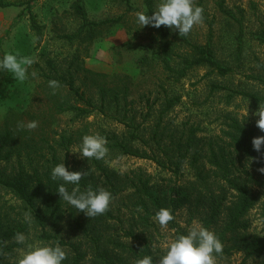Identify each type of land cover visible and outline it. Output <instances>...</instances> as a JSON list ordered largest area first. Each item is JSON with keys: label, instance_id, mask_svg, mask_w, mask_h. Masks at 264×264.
I'll return each instance as SVG.
<instances>
[{"label": "rangeland", "instance_id": "374dc122", "mask_svg": "<svg viewBox=\"0 0 264 264\" xmlns=\"http://www.w3.org/2000/svg\"><path fill=\"white\" fill-rule=\"evenodd\" d=\"M3 1L11 4L0 6V57L7 51L35 59L28 67L29 79L23 82L15 80L11 73L0 72V135L7 122L14 136L4 150H44L45 156L38 157L41 165L49 156L47 150L54 146L67 167L74 171L90 169L98 184L112 193L107 221H101L105 241H94V227L87 231L76 227L78 217L87 218L91 226L99 223L97 216L88 217L81 211L75 220H70L72 223L59 228L60 236L79 248L85 264H135L144 255H152L158 261L156 256L162 254L160 242L185 232L194 220L214 230L220 238L233 218L228 207L220 210L218 224L214 219L207 225L210 212L205 204H210L211 198L208 196L201 205L186 200L162 232L153 220V198L172 195L177 184L188 188L195 179V168L190 163L193 153L189 150H215L221 137L228 139L225 110L246 117L249 109L248 119L256 125L259 117L255 113L264 99L253 106L250 98L231 93L236 90L264 95V0H195L203 9L204 21L194 26L187 37L164 25H137L135 12L148 11L145 0H33L31 11L29 0ZM157 3L153 0V10ZM76 4L84 6L93 22L122 19L89 24L82 34L69 39L67 35L76 33L83 24ZM31 13L41 28L40 37L32 25ZM207 43L213 47L214 57L230 68L227 75L213 72L206 65L190 67L182 75L167 68V62L175 70L183 68L184 58L192 52L191 44ZM146 52L148 58L140 64ZM32 72L37 73L36 77H31ZM54 78L73 81L79 93L67 84H59L53 90L48 81ZM166 96L176 97L175 106L168 111H164ZM60 104L75 107L59 112L55 106ZM30 120L38 121L36 129L18 127L19 122ZM191 130L194 133L189 138ZM93 133L107 139L109 152L104 160L81 158L69 150L85 134ZM210 139L213 146L208 145ZM25 144L28 146L22 149ZM167 150L175 156L174 150H188L178 172L172 158L165 157L172 154L164 155ZM244 157L236 167L239 172L246 169L252 174L255 163ZM28 160L14 157L10 162H1L0 178H11L20 165L29 168ZM202 161L207 169L212 166L207 153ZM108 174L118 186L116 194L110 189ZM140 178L149 179L148 189L153 197L139 194L131 185L133 181L139 184ZM221 182L227 186L226 206H232L236 190L224 180ZM260 184L264 185V181ZM260 184L252 188L258 192V200L234 222L235 233L225 230L228 239L222 241L224 248L229 245L233 252L223 251L217 264H255L238 250L239 242L232 243L229 238L248 234L264 240V187ZM217 186L221 185L214 183L216 194ZM2 203L5 208L13 207L12 211L24 219V202L0 184ZM153 244L157 245L155 251ZM15 250L20 255L23 246Z\"/></svg>", "mask_w": 264, "mask_h": 264}, {"label": "trees", "instance_id": "16d2710c", "mask_svg": "<svg viewBox=\"0 0 264 264\" xmlns=\"http://www.w3.org/2000/svg\"><path fill=\"white\" fill-rule=\"evenodd\" d=\"M27 2L29 11H31V2ZM148 7V12L151 14L153 11V0H145ZM11 3L4 2L0 0V6L5 7ZM78 13L81 14L83 18V24L80 29L74 33L69 34L67 37L73 39L84 32L86 27L89 24H104L107 22H118L121 17L116 19L104 20L101 22H93L89 20L87 13L84 9V6L81 4L75 5ZM31 20L33 27L37 30L39 37L41 36V28L37 23L34 15L31 13ZM166 34V33H165ZM164 34V35H165ZM191 53L189 57H185L183 62L186 63L181 69L175 70L172 68L169 62H167V68L177 71L180 75L185 74L186 69L194 67L196 65H206L211 68V71L217 72L220 75H227L230 68H227L222 65L214 57V50L210 43L206 45H197L191 44ZM148 58V52H146L143 57L139 60L140 64ZM59 82V84L69 85L70 89L75 90L76 93H79V90L76 89L74 82L62 81L59 78H54ZM264 84V80H262ZM214 88L224 89L223 86H213ZM105 90V88H103ZM125 93L128 91V87L124 88ZM231 96L242 95L248 97L252 100L253 106H257L260 101L264 99L263 96H258L252 92L247 91H236L231 93ZM176 97L165 98V108L164 111H168L175 106ZM89 103V102H88ZM90 105V104H89ZM73 105L60 104L56 105L55 109L59 112H64L72 109ZM228 117L226 126L228 130H225V134L228 139L221 137L220 141L217 142V149L212 150H189L192 151V160L191 165L195 168V179L190 183L188 188H183V185H175L172 188V195L164 197H155L153 198V206L156 211L161 207H168L172 210L175 215L176 210L181 208L187 201H191L189 204L201 205L205 204L202 202L208 196L211 198L210 204L206 205L207 210L210 212L209 219L207 220V225H210L212 220L217 221L215 224L219 223L220 210H224L228 207L231 210L233 216L231 223L226 227L225 230H231L233 233L236 231L234 222L240 218V215L244 213L248 207L253 205L258 200V192H254L252 188H255V185H259L261 180L264 181V172L260 171L261 168H264V145L260 151H256L252 144V139L255 136L264 135L257 125L254 124L252 120L247 119L245 116L239 117L233 110H225ZM158 133V130L155 131ZM194 130H191L189 133V138H192ZM14 140L13 131L8 128V123L4 124V132L0 135V163L1 162H10L14 157H17L18 160L21 158L29 159V168L20 165V169L16 174L10 178L2 179L0 178V184L4 186L7 190L12 191L18 198L24 202L23 214L25 212H30L32 216L31 224L25 222L24 219L20 217L19 214L14 213L13 207L10 209L5 208L0 204V264H14L15 260H12V257L16 255V258L19 256V252H16L15 247H20L15 242L14 236L18 232H23L29 236V242H40L55 244L60 243L68 250V258L64 261V264H85L86 261L83 257V254L80 253L79 248L76 244H69L66 242L62 236H60L61 230L64 225L72 223L70 220H75L76 213L80 211H75L74 209H68L64 202L60 201V195L55 192L57 187V182L51 180V168L57 163L63 162V157L60 154V150H57L53 146V150L48 151V157L45 162L40 165V160L38 157H44V150H16L13 147L4 150L6 146H10ZM212 139L208 142L209 146H213ZM17 141L15 140V143ZM28 144H25L22 149L27 147ZM183 147V146H182ZM37 148H40L37 147ZM68 151V150H66ZM177 153V156L172 152V150H167V159H171V163L175 164V172H178L180 165L183 162V159L186 157L185 153L188 150H174ZM208 154V158L212 163V166L207 169L204 166L202 158L205 154ZM67 156V155H66ZM245 156L247 160L251 159L254 161L253 173L249 174L246 169H243V173L239 172L236 164L237 161H241L242 157ZM157 159V158H156ZM66 161V157H65ZM157 162L164 165L162 160L157 159ZM202 165V166H200ZM242 165V163H241ZM69 170H71L69 168ZM246 171V172H244ZM88 175L83 176L80 182L81 189L83 190L88 185L93 187H101L100 184L95 180V174L90 169L86 170ZM244 173H247L248 176H245ZM107 180L110 182V189L113 194H116L118 191V186L115 183L114 177L112 174L106 176ZM253 179V180H252ZM225 181L230 187L236 190V198L232 206H226V189L227 186L222 184L221 181ZM251 181L255 182V185L250 184ZM149 179H139V184L134 182L131 185L139 194H148V197H153V194L149 193L148 189ZM214 183H218L221 186H217L218 194H216V189L213 188ZM191 184L193 186H191ZM263 186V184H260ZM251 188V190H250ZM122 189V187L120 188ZM119 189V190H120ZM181 192L183 195L181 196ZM195 200V201H193ZM262 210L261 214L264 217V200L261 202ZM84 214L83 212H81ZM110 213L108 209L105 213L98 215L99 223L91 226V222L85 218L75 222L76 227L82 230H91V227H94L93 235L95 242H101L103 239L105 241V234L103 233L102 222H106V216ZM86 216V215H85ZM102 221V222H101ZM99 226H101L99 228ZM78 229V228H77ZM78 229V230H79ZM225 230L221 233L220 239L224 241L227 238ZM54 232V233H53ZM241 237L242 240L239 238ZM238 238V234H233L229 240L236 244L238 250L245 252V258H251L255 264H264V240L259 236H252L248 234H242ZM224 252L232 253L233 250L230 249L229 245H226L223 249ZM75 253L76 256L69 255ZM91 264H100L96 261H91Z\"/></svg>", "mask_w": 264, "mask_h": 264}, {"label": "clouds", "instance_id": "9594fccd", "mask_svg": "<svg viewBox=\"0 0 264 264\" xmlns=\"http://www.w3.org/2000/svg\"><path fill=\"white\" fill-rule=\"evenodd\" d=\"M204 21L203 9L195 3V0H158L155 9L149 14L145 10L135 12V23L141 27L151 25L159 28L161 25L178 31L182 37H187L194 26ZM140 27V28H141ZM35 63L32 57L20 56L18 53L5 52L0 57V72L11 73L17 81L29 79L28 67ZM31 77L37 73L32 72ZM48 86L55 90L59 82L55 79L48 81ZM249 109L246 112L248 119ZM255 115L257 127L264 132V103H260ZM20 129L33 130L38 127V121L30 120L18 123ZM107 139L98 133L85 134L80 143L69 150L79 153L81 158L104 160L109 152ZM253 147L260 151L264 145V135L255 136L252 139ZM260 171L264 172V168ZM88 175L85 171L69 170L63 162L57 163L51 168V180L57 182L55 192L60 195L68 209L81 211L88 217H96L105 213L110 206L112 193L101 187L88 185L81 189L83 176ZM175 216L168 207L159 208L153 215V220L164 232L173 221ZM25 222L31 224L30 212L24 213ZM15 242L23 246V250L14 264H64L68 258V250L60 243L48 244L29 242V236L18 232L14 236ZM157 245L153 244V251ZM162 254L156 256L144 255L135 261V264H217L218 256L222 255L224 244L216 232L201 222L193 221L185 232L177 233L172 239H166L159 245Z\"/></svg>", "mask_w": 264, "mask_h": 264}]
</instances>
